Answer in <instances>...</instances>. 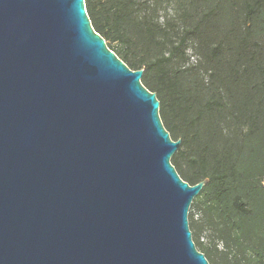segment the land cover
<instances>
[{"label":"water","instance_id":"obj_1","mask_svg":"<svg viewBox=\"0 0 264 264\" xmlns=\"http://www.w3.org/2000/svg\"><path fill=\"white\" fill-rule=\"evenodd\" d=\"M142 77L85 0H0V264H210Z\"/></svg>","mask_w":264,"mask_h":264},{"label":"trees","instance_id":"obj_2","mask_svg":"<svg viewBox=\"0 0 264 264\" xmlns=\"http://www.w3.org/2000/svg\"><path fill=\"white\" fill-rule=\"evenodd\" d=\"M94 30L157 95L171 163L196 185L210 264H264V0H85Z\"/></svg>","mask_w":264,"mask_h":264}]
</instances>
